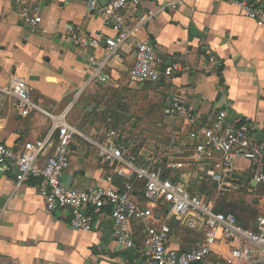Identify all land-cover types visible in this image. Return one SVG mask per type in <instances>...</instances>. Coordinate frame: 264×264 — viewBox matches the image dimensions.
Listing matches in <instances>:
<instances>
[{
  "label": "crops",
  "instance_id": "crops-1",
  "mask_svg": "<svg viewBox=\"0 0 264 264\" xmlns=\"http://www.w3.org/2000/svg\"><path fill=\"white\" fill-rule=\"evenodd\" d=\"M25 1L32 14L42 19L35 28L26 23L22 9L14 0H0V86L28 85L34 100L54 112L62 111L78 95L84 96L85 101L93 97V106L107 115V123H113L115 117L131 118L129 111H133L135 105L127 103L124 96L129 98L130 95L126 93L136 94L139 108L142 107L140 99H152L150 108L155 106L163 113L157 126L154 125L160 134L152 139L147 129L140 137H121V144L135 152L140 162L151 157L158 161L170 146L172 150L183 149L185 156L175 160L182 164L173 171L176 180L179 179L177 171L184 173V177L188 174L187 162L200 169L188 151V133L211 125L221 110L227 112L228 120L235 125L248 124L254 136L264 142V26L244 17L232 0H185L179 9L171 8V0H142L137 10L125 11L126 24L135 30V36L150 40L161 66L174 69L170 78L141 86L130 82L135 62L130 43L122 48L120 59L108 62L105 72L111 75L109 83L90 82L89 58L93 55L103 60L106 51L104 48L84 50L75 38H113L116 33L91 13L88 0ZM249 1L264 7V0ZM210 55H215L221 65H212ZM176 97L184 99L197 115L194 127L170 113ZM105 99L106 103L111 99L115 101L99 106ZM98 128L93 124L90 137L85 135L88 140L75 139L64 185L84 190L90 185L112 184L117 189L123 185L125 190L126 181L100 161L92 144L107 137L108 132L101 135ZM49 129L50 121L46 116L33 112L23 117L18 114L15 101L0 102L1 144L18 149L43 139ZM45 159L38 161L41 167ZM234 172L237 183L244 184L251 178L248 162L238 161ZM190 185L199 188V193L206 188L214 190V185L199 183L197 177ZM192 187H189L191 192ZM259 188L264 186L239 192L253 193ZM131 197L141 207H146L143 183H134ZM85 210L94 223L90 232L72 227L69 209L48 212L37 180H29L16 190L15 169L0 167V262L137 264V252L121 249L112 238L110 211L92 207ZM156 213L159 221L171 228L169 246L172 249L187 251L202 239L199 231L187 228L168 207L162 206ZM145 231L143 223L133 224L138 241L143 240ZM220 255L228 256L224 245L217 249L216 256Z\"/></svg>",
  "mask_w": 264,
  "mask_h": 264
},
{
  "label": "built area",
  "instance_id": "built-area-1",
  "mask_svg": "<svg viewBox=\"0 0 264 264\" xmlns=\"http://www.w3.org/2000/svg\"><path fill=\"white\" fill-rule=\"evenodd\" d=\"M14 2L22 9L29 26L35 28L42 22L40 17L32 14L25 0ZM141 2L107 0V4H102L101 0H88L91 13L116 33L113 38H75L77 45L84 50L104 48L106 51L103 60L93 55L89 58L90 82L106 84L111 81V75L105 72L108 62L120 59L121 50L127 43L135 52V62L130 71L132 84L159 83L173 75L172 67L161 66L151 41L138 39L135 30L126 24L125 11L137 10ZM232 3L244 17L264 26V7L249 0H232ZM184 4L185 0L170 1L172 9H179ZM209 62L221 65L215 55L209 56ZM5 99L15 101L20 116L26 117L33 112L46 116L50 129L43 139L26 143L18 149L0 143V167L15 169L16 190L29 180H37L47 211L53 213L69 209L75 230L90 232L94 229L93 219L85 210L87 207L109 210L112 238L121 249L137 252V264H264V214L249 228L235 214L218 211L213 203L204 201L185 183L176 180L173 171L181 168L182 164L175 160L185 156L183 149L172 150L170 146L164 156L168 157L166 161L164 157L158 161L151 157L140 162L135 152L121 144L120 134L109 131L104 141H92V144L100 161L112 167L114 175L126 181L125 190H119L112 184L73 189L64 185L71 167V147L76 138L88 140L69 119L74 104L70 103L60 112L47 110L34 100L28 85L15 84L0 86V102ZM170 113L184 118L189 127L196 124L197 115L188 108L184 99L174 98ZM253 131L248 124L235 125L229 121L225 110L217 113L211 125L192 129L188 133V151L193 162L200 166L198 182L211 183L220 195L251 190L253 182L264 186V142L258 140ZM42 157L46 159L41 167L38 161ZM238 161L248 162L251 167V178L244 184L237 183L234 177ZM136 181L144 184L146 207H141L131 197ZM162 206L168 207L170 213L187 228L202 235L190 250L180 251L169 246L171 228L160 222L156 213ZM137 222L146 225L142 241H138L133 232V224ZM220 245L226 247L227 257L216 256Z\"/></svg>",
  "mask_w": 264,
  "mask_h": 264
},
{
  "label": "rangeland",
  "instance_id": "rangeland-1",
  "mask_svg": "<svg viewBox=\"0 0 264 264\" xmlns=\"http://www.w3.org/2000/svg\"><path fill=\"white\" fill-rule=\"evenodd\" d=\"M106 92L107 95H109L110 90H107ZM126 94L127 96L130 95L129 98L124 96L128 100L127 103L135 105L133 111H129V116H131V118L125 116L123 117L124 119L121 120L122 117H119V119L118 117H115L116 119L114 118L115 120L113 123H107L105 122V117L107 115L105 116L104 114L98 112V107L93 106V97L89 99V101H85L84 96L78 95L70 102L74 105L71 108L69 119L71 123L77 127V129L89 137L91 130L93 129V124H97L101 135H105L104 133L109 132L110 129L119 132L121 137L128 135L140 137L143 132L148 131L147 129H149V132L152 134L150 136L152 139L154 138V135L160 134V131L157 129V127H154V125L157 126V123L161 120V117H163V113L157 111L155 106H153L152 109L150 108V106L153 105V100L149 98L140 99L142 107L139 108L136 94L133 92ZM115 97L116 95H114L113 98ZM109 101L113 102L115 99H111ZM109 101L106 103L105 99L102 102H99L98 105H106L109 103ZM70 103H68V107L71 105ZM144 105L149 107L144 109ZM89 108H92V111H89ZM148 109H150L149 112H147ZM93 120L95 123H93ZM134 121H136L135 125ZM186 164L188 165L187 168L189 169L187 174L188 176L186 175L184 177V173L182 174L180 171H177V173H179V175H177L179 179L177 180H182L187 186L192 187L190 184L196 180L199 170L192 162H187ZM198 189L199 188H191L192 192L199 194V196L204 201L213 203L217 210L220 206H222L225 211L235 214L239 220L249 228H252L255 220L260 215L264 214V188H259L253 193L243 191L228 193L225 195H220L210 188H206L199 193Z\"/></svg>",
  "mask_w": 264,
  "mask_h": 264
},
{
  "label": "water",
  "instance_id": "water-1",
  "mask_svg": "<svg viewBox=\"0 0 264 264\" xmlns=\"http://www.w3.org/2000/svg\"><path fill=\"white\" fill-rule=\"evenodd\" d=\"M101 3H102V4H107V0H101ZM148 83H149V84H154L153 82H148ZM89 111H92V108H89ZM134 124H135V123H134ZM235 178H237V177L235 176ZM252 185H253V186H256V187L258 186V184L255 183V182H253Z\"/></svg>",
  "mask_w": 264,
  "mask_h": 264
},
{
  "label": "trees",
  "instance_id": "trees-1",
  "mask_svg": "<svg viewBox=\"0 0 264 264\" xmlns=\"http://www.w3.org/2000/svg\"><path fill=\"white\" fill-rule=\"evenodd\" d=\"M119 190H123V185H122V187H120ZM202 191H203V190H202ZM202 191H201V192H202ZM218 211H222V212L229 213V211H225L224 208H223L222 206H220V207L218 208Z\"/></svg>",
  "mask_w": 264,
  "mask_h": 264
}]
</instances>
